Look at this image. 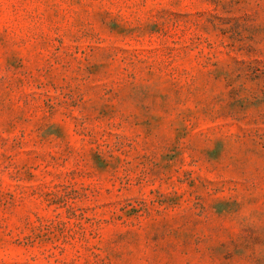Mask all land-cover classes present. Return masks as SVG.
I'll return each mask as SVG.
<instances>
[{
    "label": "rangeland",
    "instance_id": "obj_1",
    "mask_svg": "<svg viewBox=\"0 0 264 264\" xmlns=\"http://www.w3.org/2000/svg\"><path fill=\"white\" fill-rule=\"evenodd\" d=\"M0 264H264V0H0Z\"/></svg>",
    "mask_w": 264,
    "mask_h": 264
}]
</instances>
